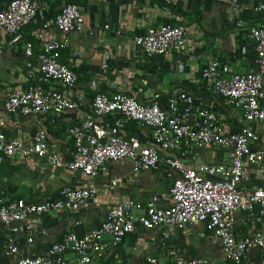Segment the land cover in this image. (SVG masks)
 I'll use <instances>...</instances> for the list:
<instances>
[{"label":"built area","instance_id":"obj_1","mask_svg":"<svg viewBox=\"0 0 264 264\" xmlns=\"http://www.w3.org/2000/svg\"><path fill=\"white\" fill-rule=\"evenodd\" d=\"M42 1L8 0L0 9V31L9 35L11 41L18 40L38 10H43ZM161 1L170 4L173 0ZM82 23L77 4L64 2L57 13L43 19L39 29L29 31L31 40L23 42V54L31 60L26 77L32 83L25 88L0 86L5 112L41 116L58 115L77 108L76 101L66 93L74 87L77 75L59 61V53L68 46V33L80 30ZM51 32L61 37H47L46 34ZM248 34L253 43L252 70L221 78L220 74L225 73L227 67L213 60L201 71V77L210 81L216 94L236 110L238 128L235 132L224 133V126L215 111L197 106L184 91L168 97L164 107L159 105L156 97L143 104L121 92L95 94L89 109L67 129L72 144L67 160H61L48 147L43 128L34 130L28 144L6 138L0 132V163L15 155L33 156L52 167L78 171L91 179L105 171L107 161L127 159L134 172L161 164L170 181L166 190L151 193L143 202L125 199L116 203L106 210L98 226L80 235L66 232L43 253L19 256L10 264H89L108 250L114 259H118L117 247L123 237L133 231L135 223L146 230L166 226L181 230L199 222L209 237L218 241L224 262L250 264L247 254L252 250L264 258V185H241L248 175L247 168L253 169L264 181V146H253L258 136L249 128L250 123L264 122V19L256 27H250ZM32 40L36 43L35 54L32 53ZM185 41L184 28L167 22L148 26L132 38L135 47L147 57L180 51ZM190 114V120L184 118ZM105 115L114 116L107 124L95 121ZM125 122L148 129L152 145H140L134 136L125 135ZM207 146L223 148L227 162L187 165L183 157L189 150ZM177 148L180 149L179 157L160 153ZM116 184L117 179H112L108 187L114 188ZM98 205L97 189L92 185L79 188L64 185L58 190L57 198L41 202H26L0 193V226L6 232L4 254L17 253L18 241L14 235L21 225L30 234L26 241L31 242L33 217ZM252 210L261 221L260 228L235 237L232 232L234 214ZM39 233L44 235L45 231ZM161 235L163 239L168 237L166 231ZM164 248L162 261L148 256L145 263L210 264L206 257L182 258L179 249L165 244ZM64 252L71 253L72 260L65 259Z\"/></svg>","mask_w":264,"mask_h":264},{"label":"crops","instance_id":"obj_2","mask_svg":"<svg viewBox=\"0 0 264 264\" xmlns=\"http://www.w3.org/2000/svg\"><path fill=\"white\" fill-rule=\"evenodd\" d=\"M7 1L0 0V9ZM74 1L83 19L82 27L68 33V46L60 51L59 61L77 75L74 87L66 91L67 96L76 101L77 108L58 115L9 114L2 108L3 95L0 93V132L6 138L28 144L34 130L43 128L48 147L61 160H67L72 150L68 127L81 119L95 94L113 92L132 96L143 104L156 97L159 105L164 107L168 97L184 91L197 106L215 111L224 126V133L237 130L236 110L216 94L210 81L201 77V71L213 60L227 67V71L220 74L221 78L254 68L253 43L248 31L263 21L264 0H173L170 4L161 0ZM64 2L43 0V10H38L16 41H11L9 35L0 31L2 88H25L31 84L32 81L26 77L31 60L28 61L23 54V42L29 39L30 30L40 28L45 13L54 15ZM164 22L180 24L184 28L186 41L182 50L143 56L132 38L143 33L146 27ZM105 25L107 28H104ZM46 35L61 37L54 32ZM32 43V53L35 54L36 43L33 40ZM55 86L61 89L59 85ZM113 116L97 117L95 121L107 124ZM184 118L190 120L192 114ZM249 128L258 136L253 146H264V122L250 123ZM123 132L134 136L140 145H152L148 129L136 123L125 122ZM179 150L160 153L179 157ZM183 159L189 166L227 162L223 148L210 146L189 150ZM164 171L160 164L152 169L134 172L127 159H119L107 161L105 171L89 179L78 171L52 167L33 156L4 158L0 163V193L5 197L41 202L57 198L58 190L64 185L73 188L92 185L97 189L99 205L75 211L47 212L33 217L31 242L26 241L30 234L21 225L14 235L18 241L17 253L12 256L4 254L6 232L0 226V264H10L19 256L43 253L66 232L80 235L98 226L106 210L120 201L133 199L143 202L151 193L166 190L170 181L166 179ZM247 172L241 185H264L253 169L247 168ZM112 179H117V184L110 189L108 185ZM260 226L261 221L254 210L234 214L232 232L235 237L249 234ZM40 230H44L45 234H40ZM162 231L168 233L167 239L162 238ZM164 244L179 249L182 258L202 256L208 258L210 264H226L221 258L218 241L209 237L208 231L199 222L181 230L172 226L146 230L135 223L133 231L125 235L117 247L118 259H114L108 250L100 259L89 264H146L145 258L148 256L162 261ZM63 257L72 260L69 252H64ZM247 259L250 264H264V258L259 257L256 250L249 252Z\"/></svg>","mask_w":264,"mask_h":264},{"label":"trees","instance_id":"obj_3","mask_svg":"<svg viewBox=\"0 0 264 264\" xmlns=\"http://www.w3.org/2000/svg\"><path fill=\"white\" fill-rule=\"evenodd\" d=\"M65 2H74V3H76L74 0H65ZM53 14V13H52ZM51 13H45L44 15H43V17L41 18V21H43V19H45V18H47V17H50V15H52ZM53 16V15H52ZM40 21V22H41ZM24 30V29H23ZM23 32V31H22ZM28 38V37H27ZM27 40H31V38L29 37V39H27ZM32 83V82H31ZM226 264H229V263H227V262H225ZM100 264H102V262L100 263Z\"/></svg>","mask_w":264,"mask_h":264}]
</instances>
